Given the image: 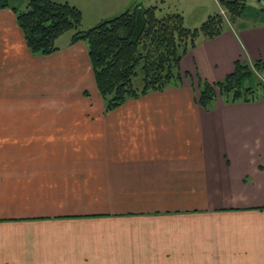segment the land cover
I'll return each mask as SVG.
<instances>
[{
  "label": "crops",
  "instance_id": "1",
  "mask_svg": "<svg viewBox=\"0 0 264 264\" xmlns=\"http://www.w3.org/2000/svg\"><path fill=\"white\" fill-rule=\"evenodd\" d=\"M57 1L85 22L86 0ZM102 3L99 22L137 3L187 20L167 0ZM223 17L180 84L106 111L85 41L33 54L0 8V264H264V99L197 100L199 79L264 60V18Z\"/></svg>",
  "mask_w": 264,
  "mask_h": 264
},
{
  "label": "trees",
  "instance_id": "2",
  "mask_svg": "<svg viewBox=\"0 0 264 264\" xmlns=\"http://www.w3.org/2000/svg\"><path fill=\"white\" fill-rule=\"evenodd\" d=\"M220 2L233 22L246 9L245 0ZM4 7L16 14L33 54L56 52L60 49L58 38L68 31L71 43L80 40L87 43L96 86L106 111L128 98L180 84L183 76L180 62L188 49L201 37H217L226 28V21L218 11L200 26L192 27L186 24L181 12L139 3L89 28L82 27V9L67 1L29 0L27 9L21 10L14 0H0V8ZM261 10L264 13V5ZM139 72L141 87L134 84ZM198 90V104L208 111L218 100L229 104L264 99V60L238 59L234 70L223 79L213 82L199 79Z\"/></svg>",
  "mask_w": 264,
  "mask_h": 264
},
{
  "label": "rangeland",
  "instance_id": "3",
  "mask_svg": "<svg viewBox=\"0 0 264 264\" xmlns=\"http://www.w3.org/2000/svg\"><path fill=\"white\" fill-rule=\"evenodd\" d=\"M19 3L20 9L25 10L27 9V4L29 0H14V2ZM104 0H99V2H94L86 0L84 9L86 12V20L83 22L82 27L83 28H89L90 26H94L99 21L96 20L94 16H96V10H97V4H103ZM221 0H167L170 4H173L175 6L174 8L176 10H185L187 15L186 24L189 26H200L203 21H205L209 15L214 14L215 12L219 11V4ZM246 1V9L243 13V15L237 19L238 22H246L251 23L260 20L261 18H264V13L261 10V3H259L258 0H245ZM103 7L100 6L98 8V11ZM226 16L232 21L231 15H229V12L225 11ZM93 20V21H92ZM225 20H227L225 18ZM87 21H91L92 25H88ZM233 23V21H232ZM238 25V24H237ZM134 84L136 86L141 87L142 86V75L139 72L138 75L134 77ZM41 94V91H38V95ZM44 96V95H42ZM93 101L96 102V99L93 98ZM95 104V103H94Z\"/></svg>",
  "mask_w": 264,
  "mask_h": 264
},
{
  "label": "water",
  "instance_id": "4",
  "mask_svg": "<svg viewBox=\"0 0 264 264\" xmlns=\"http://www.w3.org/2000/svg\"><path fill=\"white\" fill-rule=\"evenodd\" d=\"M259 3H261L262 5H264V0H258Z\"/></svg>",
  "mask_w": 264,
  "mask_h": 264
},
{
  "label": "built area",
  "instance_id": "5",
  "mask_svg": "<svg viewBox=\"0 0 264 264\" xmlns=\"http://www.w3.org/2000/svg\"><path fill=\"white\" fill-rule=\"evenodd\" d=\"M221 12H222L223 14H225V12H224V10H223V9H221Z\"/></svg>",
  "mask_w": 264,
  "mask_h": 264
}]
</instances>
